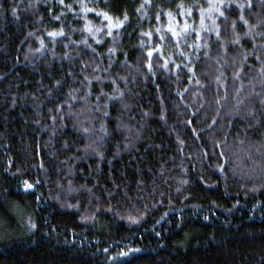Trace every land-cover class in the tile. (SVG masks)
Instances as JSON below:
<instances>
[{
  "label": "trees",
  "instance_id": "1",
  "mask_svg": "<svg viewBox=\"0 0 264 264\" xmlns=\"http://www.w3.org/2000/svg\"><path fill=\"white\" fill-rule=\"evenodd\" d=\"M129 249L264 264V0H0V264Z\"/></svg>",
  "mask_w": 264,
  "mask_h": 264
},
{
  "label": "snow or ice",
  "instance_id": "2",
  "mask_svg": "<svg viewBox=\"0 0 264 264\" xmlns=\"http://www.w3.org/2000/svg\"><path fill=\"white\" fill-rule=\"evenodd\" d=\"M222 15H223V13H222ZM162 39H163V37H162ZM148 55L151 56L152 53L149 52ZM149 68L151 69V65H149ZM113 99H118V98L114 97ZM194 120H195V114H193L192 120L187 121V124L192 125ZM192 130H193V132L195 131L194 128ZM31 187H32V185H30V184L26 185V190L31 189ZM205 219H207V218H205ZM133 222L135 223L136 221H133ZM35 228H36L35 224L30 225V230H34ZM105 251L107 252V249H105ZM140 251H141L140 249H135V250L129 249V251L127 253H124V252L119 253L116 259H120L122 261V264H133V260L135 258H137Z\"/></svg>",
  "mask_w": 264,
  "mask_h": 264
}]
</instances>
